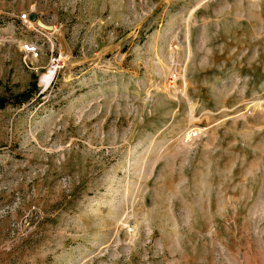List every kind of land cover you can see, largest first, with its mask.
Returning <instances> with one entry per match:
<instances>
[{"label": "rangeland", "instance_id": "1", "mask_svg": "<svg viewBox=\"0 0 264 264\" xmlns=\"http://www.w3.org/2000/svg\"><path fill=\"white\" fill-rule=\"evenodd\" d=\"M0 99V264H264V0H0Z\"/></svg>", "mask_w": 264, "mask_h": 264}, {"label": "bare ground", "instance_id": "2", "mask_svg": "<svg viewBox=\"0 0 264 264\" xmlns=\"http://www.w3.org/2000/svg\"><path fill=\"white\" fill-rule=\"evenodd\" d=\"M49 29H52V27ZM56 69L57 66L55 64H50L46 71L40 76V84L44 89L50 85V82L55 75Z\"/></svg>", "mask_w": 264, "mask_h": 264}, {"label": "trees", "instance_id": "3", "mask_svg": "<svg viewBox=\"0 0 264 264\" xmlns=\"http://www.w3.org/2000/svg\"><path fill=\"white\" fill-rule=\"evenodd\" d=\"M35 91H36V88H34L32 91H27V92L17 95L16 101H18V103H23L27 101L31 97L32 93ZM4 101H5L4 99H0V108L4 106Z\"/></svg>", "mask_w": 264, "mask_h": 264}, {"label": "built area", "instance_id": "4", "mask_svg": "<svg viewBox=\"0 0 264 264\" xmlns=\"http://www.w3.org/2000/svg\"><path fill=\"white\" fill-rule=\"evenodd\" d=\"M20 18H21V21H27L29 19V16L26 14H22L20 16ZM24 51L27 53H34L36 51V49L34 46H30L29 44H25L24 45Z\"/></svg>", "mask_w": 264, "mask_h": 264}, {"label": "water", "instance_id": "5", "mask_svg": "<svg viewBox=\"0 0 264 264\" xmlns=\"http://www.w3.org/2000/svg\"><path fill=\"white\" fill-rule=\"evenodd\" d=\"M29 18H30L31 21H34L40 27H44L45 29H49L51 27V26H47V25L43 24L41 21H39L36 18V15L35 14H31Z\"/></svg>", "mask_w": 264, "mask_h": 264}]
</instances>
